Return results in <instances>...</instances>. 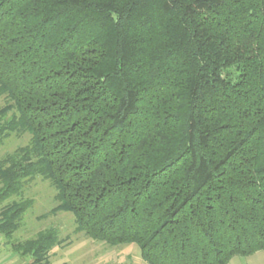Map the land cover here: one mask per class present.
Masks as SVG:
<instances>
[{
  "label": "trees",
  "instance_id": "16d2710c",
  "mask_svg": "<svg viewBox=\"0 0 264 264\" xmlns=\"http://www.w3.org/2000/svg\"><path fill=\"white\" fill-rule=\"evenodd\" d=\"M0 233L37 177L149 264L264 250V0H0ZM54 227L13 245L53 264Z\"/></svg>",
  "mask_w": 264,
  "mask_h": 264
},
{
  "label": "rangeland",
  "instance_id": "374dc122",
  "mask_svg": "<svg viewBox=\"0 0 264 264\" xmlns=\"http://www.w3.org/2000/svg\"><path fill=\"white\" fill-rule=\"evenodd\" d=\"M0 104L3 101L0 100ZM31 142V134L13 133L0 142V159L20 146ZM56 188L48 180L37 177L27 183L21 195H14L9 201L32 199L31 207L23 214L20 224L10 238L0 233V254L12 256L14 264H29L31 256L15 252L13 245L33 238L41 230L54 227L59 240L50 252L53 264H149L135 242L109 244L93 239L84 232H77L75 216L71 212L58 211L49 214L57 204ZM0 207V212H1ZM12 253V255H10ZM14 256V258H13ZM228 264H264V250L250 255H235Z\"/></svg>",
  "mask_w": 264,
  "mask_h": 264
},
{
  "label": "crops",
  "instance_id": "0c3cea01",
  "mask_svg": "<svg viewBox=\"0 0 264 264\" xmlns=\"http://www.w3.org/2000/svg\"><path fill=\"white\" fill-rule=\"evenodd\" d=\"M0 240H2V239H0ZM10 255H12V253ZM13 258H14V256H13ZM0 263H2V264H14V261L12 259V256H9V254L8 255L0 254Z\"/></svg>",
  "mask_w": 264,
  "mask_h": 264
},
{
  "label": "built area",
  "instance_id": "2783aa9c",
  "mask_svg": "<svg viewBox=\"0 0 264 264\" xmlns=\"http://www.w3.org/2000/svg\"><path fill=\"white\" fill-rule=\"evenodd\" d=\"M0 264H2V263H0Z\"/></svg>",
  "mask_w": 264,
  "mask_h": 264
}]
</instances>
